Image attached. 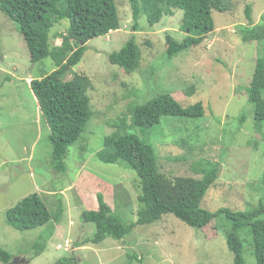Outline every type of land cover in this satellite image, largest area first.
I'll return each instance as SVG.
<instances>
[{
  "label": "rangeland",
  "instance_id": "1",
  "mask_svg": "<svg viewBox=\"0 0 264 264\" xmlns=\"http://www.w3.org/2000/svg\"><path fill=\"white\" fill-rule=\"evenodd\" d=\"M114 2L119 30L88 41L80 63L63 76L69 81L85 74L91 110L84 132L67 150L64 173L51 167L49 130L29 88L32 79L55 68L49 59L38 64L30 61L17 24L0 11V247L12 257H25V264H56L61 259H66L64 264H233L225 240L231 223L223 216L195 229L167 214L154 224L136 226L121 240L107 237L79 249L75 243L94 233L93 224L84 223L81 214L97 207V193L104 195L124 224L137 220L136 173L120 163L101 161L98 153L104 149V137L115 131L114 123L125 118L130 125L131 105L165 93L184 108L201 102L204 114L163 116L150 129L131 131L153 146L162 193L177 182L194 192L202 173L219 165L201 208L214 213L222 208L235 212L264 207V123L254 120L246 94L260 46L242 42L238 33L240 26L248 24L247 4L253 24L262 22L264 0H223L227 11L212 12L214 31L199 46L172 59L165 55V37L184 39L179 29L182 11L164 14L153 26L141 14L139 30L134 32L129 0ZM68 27L67 20L54 24L49 32L51 46L60 45L58 35ZM133 34L140 63L127 74L112 65L108 55L120 50ZM243 115L246 119L241 123ZM55 193L62 194L66 208L59 221L28 231L6 223V211L30 194H37L54 212ZM239 236L246 264H256L250 237L244 231ZM39 237L46 241L45 248L34 255L33 244ZM67 240L73 248L70 252L64 250Z\"/></svg>",
  "mask_w": 264,
  "mask_h": 264
},
{
  "label": "trees",
  "instance_id": "2",
  "mask_svg": "<svg viewBox=\"0 0 264 264\" xmlns=\"http://www.w3.org/2000/svg\"><path fill=\"white\" fill-rule=\"evenodd\" d=\"M129 3L134 32L139 30L138 20L141 14H145L148 23L153 26L164 14L172 13V10L182 11L179 29L185 37L178 42L166 35L167 59L199 46L214 31L212 12L227 11L223 0H129ZM0 11L17 24L30 61L38 64L49 59L55 68L50 73L32 79L29 88L49 130L51 167L56 173H64L67 150L81 137L91 118V110L88 94L90 84L85 74H76L69 81H64L63 76L66 74V67L73 68L80 63L88 41L119 30L116 4L114 0H0ZM251 11L247 4L245 17L248 24L240 26L238 33L242 42H256L260 46V55L255 61L246 94L248 103L254 109V120L264 123V15L261 17L262 22L253 24ZM62 20H67L69 27L65 33L58 35L60 45L51 46L49 32L55 23ZM108 60L127 74L134 72L140 63V48L135 35H131L120 50L110 53ZM128 112L130 125L125 124V118L114 123L115 131L104 137V149L98 153V157L103 162L120 163L136 173L139 180L137 220L124 224L121 217L106 203L104 195L97 193V207L81 214L84 223L93 224L94 233L75 243V246L80 248L89 243L100 244L107 237L121 240L136 226L154 224L167 214L195 229L206 228L214 219L223 216L231 223L230 230L225 233V240L232 253L233 264H246L242 254L243 242L239 236L241 231L251 239L256 264H264V219L261 218L264 207L261 204L249 210L235 212L222 208L213 213L201 208V199L218 177L219 165L202 173L194 192H187L191 188H185L182 183L177 182L163 194L153 146L131 132L133 129H150L158 125L163 116L202 117V103L197 102L184 108L171 94L165 93L144 104L131 105ZM245 119L244 115L241 116L240 122L243 123ZM101 153L105 155L101 156ZM187 183L191 182L188 180ZM261 184L264 186V173ZM55 195L54 212L48 210L37 194H30L6 211V223L16 230L28 231L43 227L50 220L59 221L66 208L62 194ZM178 195L182 197L179 198ZM183 196L194 199H185ZM41 240L43 238L39 237L33 244L34 255H39L45 248L46 241L43 240L40 244ZM11 258L0 247L1 263L7 264ZM65 262L66 259H61L56 264Z\"/></svg>",
  "mask_w": 264,
  "mask_h": 264
},
{
  "label": "flooded vegetation",
  "instance_id": "3",
  "mask_svg": "<svg viewBox=\"0 0 264 264\" xmlns=\"http://www.w3.org/2000/svg\"><path fill=\"white\" fill-rule=\"evenodd\" d=\"M12 257V256H11ZM25 257H12L11 260L7 264H25ZM25 260V261H23Z\"/></svg>",
  "mask_w": 264,
  "mask_h": 264
},
{
  "label": "built area",
  "instance_id": "4",
  "mask_svg": "<svg viewBox=\"0 0 264 264\" xmlns=\"http://www.w3.org/2000/svg\"><path fill=\"white\" fill-rule=\"evenodd\" d=\"M68 240L65 242V247H64V250L67 252V251H71V249H72V247L70 246V245H68ZM70 244V243H69ZM56 249L57 250H59L60 249V246L58 245L57 247H56Z\"/></svg>",
  "mask_w": 264,
  "mask_h": 264
},
{
  "label": "clouds",
  "instance_id": "5",
  "mask_svg": "<svg viewBox=\"0 0 264 264\" xmlns=\"http://www.w3.org/2000/svg\"><path fill=\"white\" fill-rule=\"evenodd\" d=\"M72 249H73V248H72ZM72 249H71V250H72ZM69 252H70V251H69Z\"/></svg>",
  "mask_w": 264,
  "mask_h": 264
},
{
  "label": "crops",
  "instance_id": "6",
  "mask_svg": "<svg viewBox=\"0 0 264 264\" xmlns=\"http://www.w3.org/2000/svg\"><path fill=\"white\" fill-rule=\"evenodd\" d=\"M76 249H79V248H76Z\"/></svg>",
  "mask_w": 264,
  "mask_h": 264
},
{
  "label": "water",
  "instance_id": "7",
  "mask_svg": "<svg viewBox=\"0 0 264 264\" xmlns=\"http://www.w3.org/2000/svg\"><path fill=\"white\" fill-rule=\"evenodd\" d=\"M68 69V67H66Z\"/></svg>",
  "mask_w": 264,
  "mask_h": 264
}]
</instances>
